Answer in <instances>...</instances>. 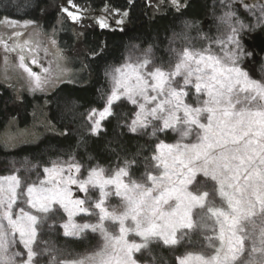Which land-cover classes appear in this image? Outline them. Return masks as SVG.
Masks as SVG:
<instances>
[{"label":"snow or ice","instance_id":"1","mask_svg":"<svg viewBox=\"0 0 264 264\" xmlns=\"http://www.w3.org/2000/svg\"><path fill=\"white\" fill-rule=\"evenodd\" d=\"M239 2L246 11L259 8L257 28L264 27V5ZM172 3L179 9L177 0ZM63 11L73 21L80 19L68 9ZM221 21L230 30L226 39L215 42L222 55L215 54L211 45L203 50L185 48L170 71L162 67L148 71L151 62L145 59L106 72L113 89L92 127V133H98L101 123L113 115L112 105L123 97L139 109L131 132L151 125L153 135L172 129L181 139L194 134L195 142L158 144L152 160L159 175L147 174L148 187L131 178L130 165L112 174L92 168L80 179V164L52 161L38 182L25 183L15 174L0 176V264H17L18 259L21 264H33L38 228L54 206L67 214L62 226L66 237L82 239L91 232L101 240L92 252L62 264H138L134 254L154 242L213 250L211 255L186 253L177 257L178 264H264V83L240 66L244 55L240 34L249 25L233 11L226 12ZM98 23L108 27L103 20ZM28 46V41L11 49L4 45L6 51ZM18 59L31 90L43 91L47 79L25 63L24 55ZM31 62L39 63L35 58ZM49 71L42 69L43 74ZM192 89L195 107L185 102ZM95 115L93 109L89 119ZM198 174L214 182L209 190L200 191L194 185ZM73 186L84 194L98 189L99 199L92 203L88 197H75ZM111 196L121 200L119 209L106 206ZM81 214L95 216L97 222H75ZM109 224H118V233L110 232ZM17 244L26 252L17 251Z\"/></svg>","mask_w":264,"mask_h":264},{"label":"rangeland","instance_id":"2","mask_svg":"<svg viewBox=\"0 0 264 264\" xmlns=\"http://www.w3.org/2000/svg\"><path fill=\"white\" fill-rule=\"evenodd\" d=\"M132 2L133 0H129ZM150 8L151 15L160 14L171 10L174 12L183 8L187 0H177L179 9L172 3V0H143ZM231 5V7H229ZM243 5H264V0H243ZM239 6V7H238ZM209 14L199 23L193 26H187L186 31L180 35L173 34L170 36L166 45L167 60L165 63H160L159 58L156 56L152 48L139 47L136 44H131L123 53V57L119 63L110 65L106 71L105 76L107 78V90L103 91L102 100L103 106L101 108H91L87 111L86 119L89 124L90 132L92 133V127L95 120L98 119V112L103 110L107 104L108 97L111 95L113 89V83L110 76L106 75V72H111L114 68L120 67L125 63L137 64L142 63L145 59L151 63L148 65L147 70L151 71L156 67H162L165 71L174 69L175 64L178 62V56L183 52L185 48L193 50H203L212 47V51L217 55H222V51L216 45V40L226 39L230 34L229 28L222 23L221 17L228 11H233L236 16L244 24L249 25L248 30H244L240 34L244 55L240 60V66L248 71L252 79L258 80L264 83V52L259 54L256 47L253 45L254 39L252 35L261 33L264 36V27H258V17L260 16V9L256 8L254 11H246L239 0H210ZM50 9L55 10L56 18L51 27L44 28L40 22H34L30 20H15L7 17L0 19V87L9 90L14 102H19L24 95L31 98H40L32 100V108L29 112V121L20 125L19 120L15 116H11L7 119L3 129L0 131V144L5 149H13L22 144L34 143L40 139L46 133L54 132L53 125L48 119L47 115V99L48 96L58 85L62 83L71 84H85L87 82L84 79L85 66L83 52L84 48L80 46V40L84 29L87 26L100 27L98 21L103 20L108 27L103 29H123L127 21V11L115 10L109 6H104L100 9H91L87 4H76L73 0H50ZM63 9H68L69 12L78 14L80 19L73 21ZM205 23H203V21ZM235 23V21H233ZM256 30H253V29ZM195 30V31H193ZM67 32L72 36V42L67 45L65 42L60 43V32ZM16 33L21 35L17 36ZM56 41V44L51 43L52 40ZM28 41V47L16 48V51H6L5 43L8 48L11 49L16 45H24V42ZM250 43V46L248 45ZM47 49V52H45ZM150 49V51H149ZM19 55H24L25 63L32 68L33 71L42 74V79L46 78L47 83L43 85V91H32V84L29 80L27 73H25L19 65ZM37 59L38 64L33 65L32 59ZM49 68L50 71L47 74L42 73V69ZM180 79V78H177ZM182 83V80H180ZM204 97L201 96V99ZM186 103L197 106L194 89L191 90L190 95L185 99ZM128 104L132 113L130 118L125 123V127L128 132L132 126V121L136 118L135 114L139 111L137 105H132L125 98L116 101L112 105V112L114 108L121 104ZM97 110V115L89 119V114L92 110ZM107 119V118H106ZM105 119V120H106ZM103 123V122H102ZM100 125V130L103 125ZM162 127V125H157ZM99 130V131H100ZM153 133V127L150 125L146 129H139L133 134L143 135L148 139H153L155 145L151 154L144 160L142 169L139 174H133L131 172V163L123 162L115 164L108 168L105 166L94 165L92 167H85L78 163L73 157H56L49 160L44 166L37 167L35 165H26L15 170L10 169L6 172H0V176L18 175L25 183H31L40 179H44L43 169L50 167L52 161H59L67 164L68 162H74L80 164L81 173L78 174L80 179H85L88 172L92 168L100 167L107 170L108 174L114 173L116 170L126 165L132 179L139 183L145 184L146 187L151 186V182L147 181V174L159 175L158 170L154 168L153 155L156 154V146L161 142L166 144L176 143H193L195 142V135L191 137L181 139L180 133L173 131L172 129H165L157 131L155 135ZM25 169H31V171H25ZM19 170V174L17 172ZM127 182V178H126ZM214 182L208 181L207 178L198 174L194 185L200 186V191L209 190L213 186ZM109 191L113 189L109 188ZM190 190H195L194 186H190ZM74 196L78 198H90L92 203L99 199V190L90 189L87 194L77 191L76 186H73ZM121 200L117 197H109L106 206L112 209L113 207L119 209ZM25 210H29L26 205ZM89 208L92 204H87ZM33 214L35 210H32ZM97 217L85 216L81 214L75 218V222L83 224L96 223ZM67 222V214L63 212L59 206H54V211L48 214L47 220L43 225L38 228V237L36 244L33 245V250L37 252V256L34 258L33 264H62L63 261L75 260L84 255L92 252L98 243H101L98 234L88 232L85 237L80 239L85 242L86 248L82 251L75 252L67 249L63 242L57 243L56 236L64 235L63 224ZM110 232L118 233V224L107 225ZM209 235L211 233H208ZM18 236V234H17ZM71 239H77L73 237H66ZM129 240H135L141 242L139 237L129 236ZM162 249L167 250L166 253L162 252ZM17 251H25L22 245L17 244ZM204 253L205 255L213 254V250L202 248L200 246H187L186 244H180L178 246H164L162 242H154L149 246V249L142 250L141 253L134 254L138 261V264H178L177 257H183L186 253ZM26 259V255H25ZM17 264L21 262L17 261Z\"/></svg>","mask_w":264,"mask_h":264},{"label":"trees","instance_id":"3","mask_svg":"<svg viewBox=\"0 0 264 264\" xmlns=\"http://www.w3.org/2000/svg\"><path fill=\"white\" fill-rule=\"evenodd\" d=\"M76 4H87L91 9L109 6L115 10L127 11V21L123 29H103L87 26L82 34L80 46L83 52L85 84L62 83L48 96V119L58 133L44 134L38 141L22 144L13 149H5L0 144V172L19 169L26 165L44 166L56 157H73L85 167L94 165L112 167L115 164L130 162L131 172L139 174L144 160L151 154L155 145L153 139L127 131L125 123L132 113L126 103L117 105L113 115L103 121V128L96 134L90 132L86 119L87 111L103 106L102 94L107 90L106 69L117 64L131 44L150 47L160 63L167 60L166 45L171 35H180L187 26L202 21L210 11V0H187L179 11L151 15L150 8L143 0H73ZM55 10L50 9V0H0V19L40 22L49 28L56 18ZM195 31V30H193ZM60 43L70 45L72 36L60 32ZM31 98L24 95L14 102L8 89L0 87V131L7 119L15 116L20 125L29 121L32 108ZM19 174V171H17ZM57 243L72 251L86 248L80 239L56 236ZM163 253L167 250L162 249Z\"/></svg>","mask_w":264,"mask_h":264},{"label":"water","instance_id":"4","mask_svg":"<svg viewBox=\"0 0 264 264\" xmlns=\"http://www.w3.org/2000/svg\"><path fill=\"white\" fill-rule=\"evenodd\" d=\"M252 38L254 39L253 45L256 47L259 54H262L264 52V36L262 37L261 33H257L252 35ZM250 46V43H248Z\"/></svg>","mask_w":264,"mask_h":264},{"label":"flooded vegetation","instance_id":"5","mask_svg":"<svg viewBox=\"0 0 264 264\" xmlns=\"http://www.w3.org/2000/svg\"><path fill=\"white\" fill-rule=\"evenodd\" d=\"M239 7V6H238ZM206 20L203 21V23H205Z\"/></svg>","mask_w":264,"mask_h":264}]
</instances>
